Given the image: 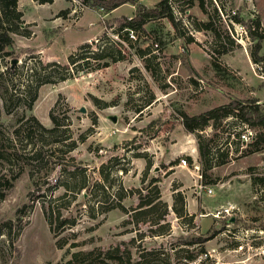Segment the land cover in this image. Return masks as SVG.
<instances>
[{"label": "rangeland", "instance_id": "374dc122", "mask_svg": "<svg viewBox=\"0 0 264 264\" xmlns=\"http://www.w3.org/2000/svg\"><path fill=\"white\" fill-rule=\"evenodd\" d=\"M131 6L17 0L19 34L12 56L0 57V264H65L76 252H92L79 263L118 264L105 257L115 250L119 264H264V149L246 152L258 130L231 117L193 133L181 124L182 114L234 100L264 106V64L252 62L254 41L231 19L257 21L264 35V0H204L207 15L172 5L182 37L166 18L120 31ZM209 18L217 39L195 27ZM103 48L121 59L96 67ZM62 69L71 75L58 80ZM198 144L210 150L209 169ZM157 201L163 219L162 206L133 219ZM162 226L169 231L151 233ZM195 238L209 239L185 245Z\"/></svg>", "mask_w": 264, "mask_h": 264}, {"label": "trees", "instance_id": "16d2710c", "mask_svg": "<svg viewBox=\"0 0 264 264\" xmlns=\"http://www.w3.org/2000/svg\"><path fill=\"white\" fill-rule=\"evenodd\" d=\"M37 2L38 4H51L53 3V0H33ZM67 1V0H66ZM81 3L87 7L99 9L105 13H109L116 8L125 5V4H131L134 6L135 11L132 14L130 19H125L119 30L129 29V30H137L140 31L143 29V26L152 20H158L161 18H166L169 20V22L174 26L176 33L179 37H182L183 35L180 33V30L177 28V21H175L173 17V6H178L180 9L189 8L195 4H197L198 8L203 12V14L207 15L205 9H204V0H158L155 6L153 7H146L143 4L136 3V0H81ZM173 5V6H172ZM183 5V6H182ZM184 10H181V12ZM65 11L60 12V16L64 15ZM58 15V16H59ZM21 13L17 11V0H0V57L4 56H12V50L11 47L13 45V34H19L18 25L20 23ZM231 19L237 24L242 25L246 28L247 34L249 38L254 41V44L249 52L250 59L255 64H264V56H261L259 54L261 49V41L264 39L263 33L259 32V23L257 21L250 20L249 23L243 22V19L238 16V14L231 16ZM195 27L198 31L204 30L209 31L212 33L214 38H219V35L217 34L216 30L212 27V22L209 18L207 22H197L195 23ZM28 35V33H26ZM119 36V35H118ZM88 44H83L79 48L80 51L83 49H88ZM113 51L107 52V48H103L97 53H94L92 56V59L96 61V67L99 66V62L105 59H109L112 62H115L117 60L121 59L120 52L119 51ZM226 51L221 50V54ZM75 54H70L67 58V62L69 65H72L73 69H76V61H75ZM82 57V56H81ZM83 62L81 63V66L84 67L82 70H89L92 69V66L90 65V62L88 57L81 58ZM50 65L60 67L59 64H56L55 62H51ZM107 65V61L104 62V66ZM213 65L215 66L216 63L214 62ZM76 66V67H75ZM264 67V66H263ZM72 70V69H71ZM62 72H64V75H61L58 80H64L66 77H70V72L68 69H62ZM41 83H50V82H41ZM34 99L31 98V101L28 104V107L31 105V102ZM234 118L239 123L242 124V126H246L249 129H257L258 132H255L254 135L251 137V141L246 144L247 147V153H254V152H261L264 149V106L260 107L258 104H256V101L246 100V101H238L234 100L232 103L228 106L224 107H217L214 109H211L207 112H204L202 114H199L197 116L193 117H187L185 114H182V126L188 133H193L197 130H202L206 126H213L217 127L219 123L222 120H225L227 118ZM51 122L54 125V128L47 130L49 132H52L55 130V127L58 125L55 118L50 116ZM210 123V124H209ZM238 135V134H237ZM197 152L199 156V163L200 165L206 170L211 168L212 166V158L210 154V150L207 148L201 146L200 144L197 145ZM186 159L190 162V157H186ZM185 159V160H186ZM152 183H155V180H153ZM175 200L179 201L180 203L183 202L182 195L178 192L174 195ZM121 198L119 197V200ZM117 207H121L119 203L116 205ZM157 206L163 207V212L161 214L160 219H163V217L167 214V206L165 203H162L160 201H157L153 203L150 206L145 207L144 209H140L134 212L132 215L133 219L135 221H138V219L141 216H145L147 214H150L152 211L156 209ZM166 208V209H165ZM121 209H124L121 207ZM124 211V210H123ZM175 213L181 214L182 210H175ZM53 222L50 220L49 225L50 228L52 227ZM64 225V222H59L58 227ZM167 228V226H164ZM163 226L160 227L159 231L151 232L154 235H163L165 234V230ZM168 229V228H167ZM167 232L169 231L166 230ZM209 238H195L193 240H188L185 242V245H194V244H202L205 243ZM112 252H106L105 257L106 259L111 260L113 263H118L120 261L119 256L116 254V250ZM80 255L84 256H90L92 255V252L83 253V252H76L71 255V259L68 260L65 264H70L72 262L78 261V264H83V262H80V259H78ZM192 258L191 256H189Z\"/></svg>", "mask_w": 264, "mask_h": 264}, {"label": "built area", "instance_id": "2783aa9c", "mask_svg": "<svg viewBox=\"0 0 264 264\" xmlns=\"http://www.w3.org/2000/svg\"><path fill=\"white\" fill-rule=\"evenodd\" d=\"M129 37H130L131 39H134V35H133V33H132L131 31L129 32ZM249 134H251V132H249ZM185 164H186V160H185V159H181L179 165H180V166H184ZM208 192H211V189H208ZM232 209H233V207L229 206V207H227V208H224L222 211H223L225 214H229V213L232 211ZM219 213H221V212H219ZM203 257H206V254H204ZM198 259H200V257H199ZM192 263L195 264L194 262H192Z\"/></svg>", "mask_w": 264, "mask_h": 264}, {"label": "crops", "instance_id": "0c3cea01", "mask_svg": "<svg viewBox=\"0 0 264 264\" xmlns=\"http://www.w3.org/2000/svg\"><path fill=\"white\" fill-rule=\"evenodd\" d=\"M158 0H155V2L157 3ZM127 5V4H126ZM144 5V4H143ZM133 8V6H131ZM134 9V8H133Z\"/></svg>", "mask_w": 264, "mask_h": 264}, {"label": "water", "instance_id": "95a60500", "mask_svg": "<svg viewBox=\"0 0 264 264\" xmlns=\"http://www.w3.org/2000/svg\"><path fill=\"white\" fill-rule=\"evenodd\" d=\"M15 62V61H14Z\"/></svg>", "mask_w": 264, "mask_h": 264}]
</instances>
